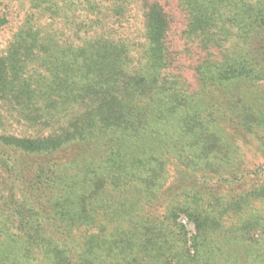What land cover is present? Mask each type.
Listing matches in <instances>:
<instances>
[{
	"label": "trees",
	"instance_id": "16d2710c",
	"mask_svg": "<svg viewBox=\"0 0 264 264\" xmlns=\"http://www.w3.org/2000/svg\"><path fill=\"white\" fill-rule=\"evenodd\" d=\"M18 1L0 264H264V0Z\"/></svg>",
	"mask_w": 264,
	"mask_h": 264
},
{
	"label": "rangeland",
	"instance_id": "374dc122",
	"mask_svg": "<svg viewBox=\"0 0 264 264\" xmlns=\"http://www.w3.org/2000/svg\"><path fill=\"white\" fill-rule=\"evenodd\" d=\"M4 3L6 4L5 12L8 16L9 23L0 32V52L5 49L11 36L15 32L17 25L22 21L23 14L28 10V6H21L20 1L11 0ZM4 4V5H5ZM182 222L186 225L188 231L193 230V225L185 217L181 218Z\"/></svg>",
	"mask_w": 264,
	"mask_h": 264
}]
</instances>
